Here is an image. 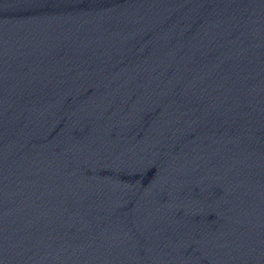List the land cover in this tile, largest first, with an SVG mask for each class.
I'll return each instance as SVG.
<instances>
[{
    "label": "water",
    "instance_id": "water-1",
    "mask_svg": "<svg viewBox=\"0 0 264 264\" xmlns=\"http://www.w3.org/2000/svg\"><path fill=\"white\" fill-rule=\"evenodd\" d=\"M0 264H264V0H0Z\"/></svg>",
    "mask_w": 264,
    "mask_h": 264
}]
</instances>
